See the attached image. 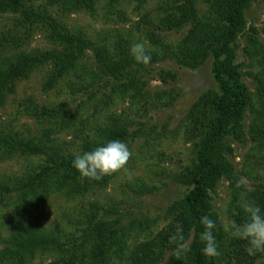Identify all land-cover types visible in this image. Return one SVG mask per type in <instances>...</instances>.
Wrapping results in <instances>:
<instances>
[{
  "label": "trees",
  "instance_id": "1",
  "mask_svg": "<svg viewBox=\"0 0 264 264\" xmlns=\"http://www.w3.org/2000/svg\"><path fill=\"white\" fill-rule=\"evenodd\" d=\"M98 1L0 0V14L18 17L15 26L23 28L22 33L27 35L38 28L57 46L44 52L11 54L5 47L0 50V108L7 97L15 93L18 81L29 79L32 73L45 67H51L45 83L49 90L71 74L76 75L78 81L70 82L71 86L90 96L89 101L79 105L83 112L95 97L93 91L99 81L105 77L115 81L112 87L116 94H125L135 88L139 96L141 91L136 73L131 70L135 61L130 57L128 41L120 37L111 43L106 36L97 44L59 21V18L81 11L95 15ZM185 1L183 7L171 9L155 26L161 32L180 31L189 26L175 47L164 43L163 55L193 68L213 57L214 79L220 94L204 96L186 118L184 136L186 142L193 145L195 158L174 175V180L189 190L168 210V224L150 239L130 248L127 240L118 236L117 222L106 221L100 215V206L89 204L86 209L87 198L107 189L116 173L99 181L82 179L72 167V160L110 140L118 139L128 144L134 138L129 132L131 121L128 117L113 115L105 125L92 127L90 119H84L79 111L69 110L63 114L62 110L60 117V109L41 107L29 99L25 107L29 115L49 116L57 120L59 127L46 129L42 136L28 139L0 133V152L4 153V158L19 154L44 160L43 164L2 186L4 192L15 196V208L20 215L6 223L5 234L0 231V264H33L39 258L46 259L41 264H112L113 260L127 264H256L264 258V252L249 256L244 241L231 238L226 245L227 237L210 207L211 193L217 183L225 179L231 188L233 223L243 224L247 219L241 208L242 198L264 210V198L259 192H249L229 157L231 137L240 143L247 140L244 120L251 107L246 86L232 63L236 57L234 46L242 37L248 40L247 55L259 58L262 67V76L256 78L261 109L256 113L259 117L252 131L258 139L264 135V48L245 17L256 0H201L207 7L201 17L196 7L198 0ZM110 3L113 7L114 0ZM147 36L155 45L161 41L153 31ZM6 40V36L0 38V41ZM86 51L94 53L98 71L79 66ZM79 70L82 74H77ZM68 130L72 131L74 140L59 143V134ZM53 197L78 201L80 207H74L78 216L71 221L69 229L61 222L45 224L51 214L49 203ZM203 216H208L216 225L212 233L219 256L215 258L202 255L201 233L205 229L200 220ZM192 232L194 240L187 247Z\"/></svg>",
  "mask_w": 264,
  "mask_h": 264
},
{
  "label": "rangeland",
  "instance_id": "2",
  "mask_svg": "<svg viewBox=\"0 0 264 264\" xmlns=\"http://www.w3.org/2000/svg\"><path fill=\"white\" fill-rule=\"evenodd\" d=\"M110 2L99 0L93 16L81 11L64 19L59 18V21L71 31L84 33L97 44L102 43L106 36L111 43L122 37L128 41L129 49L134 43H143L151 60L147 65L135 62L131 69L139 81V96L135 94V88L125 94H116L112 87L115 81L105 77L99 81V86L93 91L96 92L95 97L88 102L83 112L79 105L89 101L90 96L85 92H77L71 86L70 82L78 81L76 75L71 74L49 90L45 83L51 67L40 68L29 79L18 81L15 93L10 94L5 105L0 108V133L28 139L42 136L46 129L59 127V124L56 125L57 120L49 116L29 115L25 109L29 99L41 107L60 109V117L62 110L63 114L69 110L72 113L79 111L84 119H90L92 127L105 125L113 115L128 117L131 121L129 132L134 135L127 144L131 157L125 169L116 172L107 189L87 198L86 209L91 204L100 206V215L106 221L117 222L118 236L126 239L129 247L133 248L161 231L169 222L168 210L187 194L189 188L174 180L175 173L195 158L193 145L185 140L184 123L204 96L220 94V91L214 79L213 57L193 68L163 55L164 43L175 47L186 35L189 26L173 32H161L155 26L171 9L183 7L185 0H114L113 7ZM197 2L198 15L201 17L207 7L201 0ZM245 17L248 27L256 31V37L264 48V0L253 2ZM17 18L0 14V38L7 37L6 41H0V50L5 47L15 54L19 51L44 52L56 49L57 46L48 40L47 34L38 28L27 35L22 33L23 28L15 26ZM151 31L160 36L159 44L155 45L149 40L147 34ZM247 46V37L236 42V57L232 62L251 100L244 120L247 140L240 143L231 137L229 157L249 192H259L260 197L264 198V135L258 139L252 131L259 117L256 113L261 109L256 78L261 75L262 67L259 58L247 55ZM85 54L79 66L86 67L88 71H98L94 53L86 51ZM80 73L79 70L77 74ZM124 82L129 83L128 80ZM104 85L108 86L103 88ZM104 95L108 97L104 98ZM58 139L59 143L70 142L74 136L68 130L59 134ZM3 154L0 152V231L5 234L6 223L20 215V212L15 208V196L4 192L2 186L14 177L22 176L28 169L43 164L44 160L42 157L27 158L19 154L4 158ZM230 204L231 188L228 181L222 179L211 193L210 207L227 237L226 245L232 238ZM76 205L80 207L78 201L69 202L63 197H53L49 203L51 214L45 224L61 222L62 226L69 229L71 221L78 216L74 211ZM43 261L46 259L39 258L33 264ZM112 264L127 263L113 260ZM256 264H264V258Z\"/></svg>",
  "mask_w": 264,
  "mask_h": 264
},
{
  "label": "clouds",
  "instance_id": "3",
  "mask_svg": "<svg viewBox=\"0 0 264 264\" xmlns=\"http://www.w3.org/2000/svg\"><path fill=\"white\" fill-rule=\"evenodd\" d=\"M129 52L137 63L147 65L151 60L143 43H134ZM130 157L131 152L126 143L118 139L110 140L91 151L74 156L72 167L82 179L99 181L105 176L125 169ZM241 208L247 219L243 224L233 223L230 235L245 242V251L249 256L264 252V210L243 198ZM200 223L205 229L201 233V240L204 242L202 255L208 258L218 257V245L212 233L216 227L214 221L208 216H203Z\"/></svg>",
  "mask_w": 264,
  "mask_h": 264
},
{
  "label": "water",
  "instance_id": "4",
  "mask_svg": "<svg viewBox=\"0 0 264 264\" xmlns=\"http://www.w3.org/2000/svg\"><path fill=\"white\" fill-rule=\"evenodd\" d=\"M193 240H194V233H192V235L190 237L189 246L192 244Z\"/></svg>",
  "mask_w": 264,
  "mask_h": 264
}]
</instances>
